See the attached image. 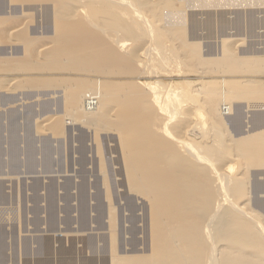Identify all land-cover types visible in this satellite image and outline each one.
<instances>
[{"label": "bare ground", "instance_id": "obj_1", "mask_svg": "<svg viewBox=\"0 0 264 264\" xmlns=\"http://www.w3.org/2000/svg\"><path fill=\"white\" fill-rule=\"evenodd\" d=\"M30 1L48 7L52 30L32 38L29 28L19 25L25 16L12 10L0 14V28L9 27L1 36L24 48L21 57L1 59L0 70L67 73L66 114L54 110L44 122L55 137L63 132L65 117L69 126L79 122L112 131L126 186L145 202L141 257L116 256L115 215L108 208L111 264H264V215L253 202L250 181L253 172L264 171V114L241 132L233 134L226 125L233 103H247L248 111L264 107L250 104L264 99V84L174 77L184 70L192 75L258 73L259 67L264 71V47L235 56L226 45L241 40L235 33L221 37L216 54L202 52L205 37L187 30L200 22L187 21L176 0ZM202 24L209 30L213 25L210 20ZM31 47L37 49L34 58ZM86 74L123 78L94 84L75 79ZM102 165L98 169L109 198Z\"/></svg>", "mask_w": 264, "mask_h": 264}, {"label": "rangeland", "instance_id": "obj_2", "mask_svg": "<svg viewBox=\"0 0 264 264\" xmlns=\"http://www.w3.org/2000/svg\"><path fill=\"white\" fill-rule=\"evenodd\" d=\"M15 1L17 3L14 4L10 0H0V14L12 10L18 17L25 16L28 21L22 18L23 23L20 20L21 24H18H23L24 29L28 27L32 38L49 36L52 18L50 12L46 11L48 7L33 5L30 0V4L22 0L26 5L19 2L22 6ZM182 1L183 7L180 6ZM202 1L176 0L175 3L180 14L186 12V20L191 18L188 20L198 21V24L200 22L195 29L189 27L191 23L186 29L194 31L193 36L196 33V37H205L204 46L201 44L202 52L212 54L214 51L213 54H216L221 37L233 34H238L237 38L241 40H232L226 45L235 56L250 55L255 52L254 48L264 47V0ZM27 13L33 16L29 18ZM208 19L213 24L210 30L202 24ZM6 28L1 26L0 36ZM23 50L22 46L10 42L8 37L0 39V60L21 57ZM31 50L34 58L37 49L29 48L30 54ZM259 68L258 73L252 70L246 74L240 73L243 74L241 76L227 73L222 76L217 72L210 73L212 76L199 72H193L197 75H192V72L188 74L186 70L173 75L175 78H235L242 83L249 80L264 84V71L262 67ZM27 72L0 70V264H111L109 207L115 215L112 241L116 256H145V202L126 186L116 135L113 136L112 131L106 133L87 128L89 125L79 122L66 125L65 117L62 122L63 132L55 137L56 134L46 125L49 121L44 122V117L47 119L46 116L54 110L59 111L58 116L65 113L63 89L70 78H67V73L61 72ZM119 78L123 77L86 74L75 79L94 84L96 80L122 82ZM261 100L264 101L258 99V103L254 101L250 104L264 106ZM245 105L247 103L232 104V116L229 115L226 125L233 134L241 132L247 122L253 124L258 115L264 114V107L249 108L251 110L248 111ZM94 133L98 134L97 142L100 141L97 146L93 140ZM99 162L105 169L103 174L107 180L109 198L102 187L103 176L98 169ZM252 174V199L257 210L264 215V188H259L264 186V171Z\"/></svg>", "mask_w": 264, "mask_h": 264}]
</instances>
